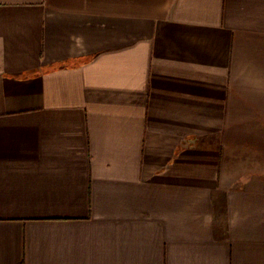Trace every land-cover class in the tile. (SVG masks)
Here are the masks:
<instances>
[{"label": "crops", "instance_id": "0c3cea01", "mask_svg": "<svg viewBox=\"0 0 264 264\" xmlns=\"http://www.w3.org/2000/svg\"><path fill=\"white\" fill-rule=\"evenodd\" d=\"M0 264H264V0H0Z\"/></svg>", "mask_w": 264, "mask_h": 264}]
</instances>
